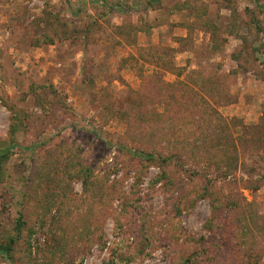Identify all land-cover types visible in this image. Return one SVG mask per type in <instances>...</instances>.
Instances as JSON below:
<instances>
[{"label": "rangeland", "instance_id": "1", "mask_svg": "<svg viewBox=\"0 0 264 264\" xmlns=\"http://www.w3.org/2000/svg\"><path fill=\"white\" fill-rule=\"evenodd\" d=\"M4 148L0 264H264V0H0Z\"/></svg>", "mask_w": 264, "mask_h": 264}, {"label": "trees", "instance_id": "2", "mask_svg": "<svg viewBox=\"0 0 264 264\" xmlns=\"http://www.w3.org/2000/svg\"><path fill=\"white\" fill-rule=\"evenodd\" d=\"M193 110L196 112V116L201 119V117L203 116V111L202 110H197V107H194ZM9 148H4L2 150H0V175H1V168H2V162L5 160V158L8 157V152H9ZM20 219V218H19ZM24 224V221L18 220L17 224H16V230L17 233L15 236L13 235H8L6 234L7 237H5V241L0 242V254H2L3 256H5L8 260L12 261L13 260V255H12V247L14 245V243L16 242V239L18 237V235H20V227L21 225ZM81 261V260H79ZM73 262L70 261L68 262V264H81V262ZM177 264H194L193 260H190L188 257H184L183 259H181L179 262H177Z\"/></svg>", "mask_w": 264, "mask_h": 264}]
</instances>
